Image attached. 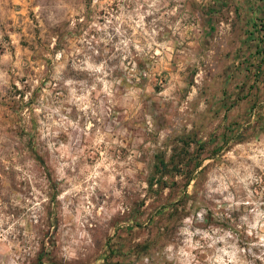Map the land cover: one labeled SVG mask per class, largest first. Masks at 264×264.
Here are the masks:
<instances>
[{"label": "rangeland", "instance_id": "1", "mask_svg": "<svg viewBox=\"0 0 264 264\" xmlns=\"http://www.w3.org/2000/svg\"><path fill=\"white\" fill-rule=\"evenodd\" d=\"M0 264H264V0H0Z\"/></svg>", "mask_w": 264, "mask_h": 264}, {"label": "trees", "instance_id": "2", "mask_svg": "<svg viewBox=\"0 0 264 264\" xmlns=\"http://www.w3.org/2000/svg\"><path fill=\"white\" fill-rule=\"evenodd\" d=\"M142 79H144V78H142ZM167 167H168L167 163L163 160V158H160V159L158 160V163H157L156 169H157L160 173H163V171H165V170L167 169ZM150 185H152V184H150ZM192 205H193V204H189V205H187V204L185 203L184 208L187 210V212H190V211L192 210V208H193Z\"/></svg>", "mask_w": 264, "mask_h": 264}]
</instances>
